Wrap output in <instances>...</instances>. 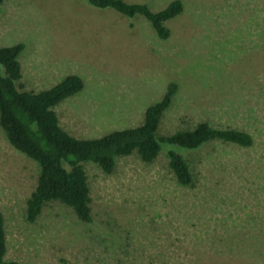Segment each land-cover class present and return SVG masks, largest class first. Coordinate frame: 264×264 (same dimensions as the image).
I'll use <instances>...</instances> for the list:
<instances>
[{
	"label": "rangeland",
	"instance_id": "obj_1",
	"mask_svg": "<svg viewBox=\"0 0 264 264\" xmlns=\"http://www.w3.org/2000/svg\"><path fill=\"white\" fill-rule=\"evenodd\" d=\"M151 12L175 0H123ZM181 12L160 40L149 23L77 0H3L0 47L22 43L19 91L64 77L82 89L53 111L75 139L140 125L169 82L177 91L157 135L198 123L247 133L246 148L218 141L174 149L191 176L179 185L163 146L151 163L135 153L109 174L81 162L90 223L56 202L33 223L25 201L37 167L0 130L4 261L18 264H264V0H177ZM131 23V26H129Z\"/></svg>",
	"mask_w": 264,
	"mask_h": 264
},
{
	"label": "trees",
	"instance_id": "obj_2",
	"mask_svg": "<svg viewBox=\"0 0 264 264\" xmlns=\"http://www.w3.org/2000/svg\"><path fill=\"white\" fill-rule=\"evenodd\" d=\"M77 1L95 9H111L129 20L140 16L160 40L168 37L164 23L182 9L177 0L157 12H151L145 4L123 0ZM2 2L0 0V4ZM23 48L22 43L0 47V130L8 144L37 167L35 186L25 201L24 219L27 223H33L42 207L52 201L70 208L80 222L90 223L88 186L81 162H91L109 174L116 158L135 153L142 163L148 164L165 146L168 147V168L179 185L187 186L191 183L188 166L174 149L196 150L212 141L242 148L251 145V137L245 132L214 129L203 122L191 130L158 136L161 117L177 91L173 82L166 85L158 101L145 108L140 125L112 131L96 139H75L58 125L53 107L82 89L80 78L66 76L49 89L37 93L19 91L16 84L21 75L17 57ZM4 253L5 235L0 214V264H18L4 261Z\"/></svg>",
	"mask_w": 264,
	"mask_h": 264
}]
</instances>
